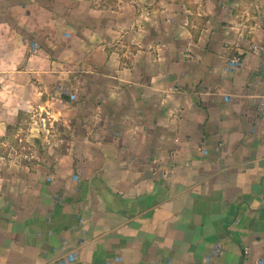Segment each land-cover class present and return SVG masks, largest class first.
I'll use <instances>...</instances> for the list:
<instances>
[{
  "label": "crops",
  "instance_id": "crops-1",
  "mask_svg": "<svg viewBox=\"0 0 264 264\" xmlns=\"http://www.w3.org/2000/svg\"><path fill=\"white\" fill-rule=\"evenodd\" d=\"M0 264H264V0H0Z\"/></svg>",
  "mask_w": 264,
  "mask_h": 264
},
{
  "label": "built area",
  "instance_id": "built-area-1",
  "mask_svg": "<svg viewBox=\"0 0 264 264\" xmlns=\"http://www.w3.org/2000/svg\"><path fill=\"white\" fill-rule=\"evenodd\" d=\"M235 64H236V63L233 61V62L231 63V65H230V66H231V67H234V66H235ZM70 258H72V257H70ZM68 259H69V258H68Z\"/></svg>",
  "mask_w": 264,
  "mask_h": 264
}]
</instances>
